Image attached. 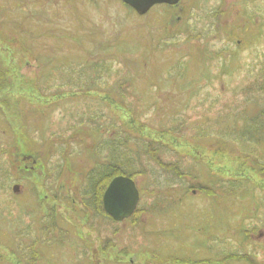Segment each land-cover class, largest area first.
<instances>
[{"label": "rangeland", "instance_id": "374dc122", "mask_svg": "<svg viewBox=\"0 0 264 264\" xmlns=\"http://www.w3.org/2000/svg\"><path fill=\"white\" fill-rule=\"evenodd\" d=\"M263 61L264 0H0V264H264V144L217 113ZM105 118L190 173L146 160L122 221L81 199Z\"/></svg>", "mask_w": 264, "mask_h": 264}, {"label": "trees", "instance_id": "16d2710c", "mask_svg": "<svg viewBox=\"0 0 264 264\" xmlns=\"http://www.w3.org/2000/svg\"><path fill=\"white\" fill-rule=\"evenodd\" d=\"M263 92L264 61L263 63H260L259 68L255 70L253 77L249 78L248 82L240 87L241 106L228 108V105H225L226 101L224 102V107L220 106L217 111L219 117L223 116V120L226 123L227 119H233L232 122H235L233 128L227 131L228 134L222 136L223 140L232 147L233 145L240 147L243 154H246L247 157H250L251 154L245 150V147L248 146L250 149V142L254 143V153L258 155H260L258 146L264 144V108L255 109L254 112H249L245 110L244 105L245 103H254V101L259 98L262 99L264 95ZM122 104H124L125 108L130 113L134 112V109L130 108L129 102L125 99L122 101ZM183 118H179L176 121H184ZM107 119L105 118L104 121H107ZM108 122L110 127L108 133L112 134L110 137L101 136L99 143L92 147V154L94 153L95 163L87 172L84 180L88 186H90L89 190H91V192L88 193L87 191L81 190V199L84 206L91 207L100 215H104L114 222L115 220L108 216L101 205L102 192L108 184L107 182L113 176L124 174L133 179L135 174H144L146 171L144 170L143 165L146 160L155 163L160 169L167 173L172 172L177 177L180 175L183 176V174L190 175V173L183 172L179 167L180 162L165 161L164 158L161 157L160 151H166L170 156H172V152L171 149L160 142L135 138L134 143L138 146V149L132 151L129 146L131 140L127 131L121 126L116 125L111 118L108 119ZM183 125V122H181L179 127L176 128L174 125L173 126L176 130L178 129V131H181ZM168 130L173 131L172 128H169ZM228 137L231 139V143L226 141V138ZM101 153H103V155L99 158ZM258 155L253 158L255 165H261L256 159ZM2 177L3 176L0 177V195H5L7 194V189L5 188V179H2ZM191 177L192 179H195V183H199L196 176ZM137 207L136 210L138 209ZM230 256L238 257L240 255ZM30 261H33V259H30Z\"/></svg>", "mask_w": 264, "mask_h": 264}, {"label": "water", "instance_id": "95a60500", "mask_svg": "<svg viewBox=\"0 0 264 264\" xmlns=\"http://www.w3.org/2000/svg\"><path fill=\"white\" fill-rule=\"evenodd\" d=\"M128 4L136 14H144L157 4L164 3L168 5L178 4L179 0H121ZM31 156H23L28 159ZM102 192L101 205L104 211L115 221H122L128 218L136 210L140 193L136 182L126 175L113 176ZM12 192L19 190L18 184H13ZM262 232L259 231L260 236Z\"/></svg>", "mask_w": 264, "mask_h": 264}]
</instances>
